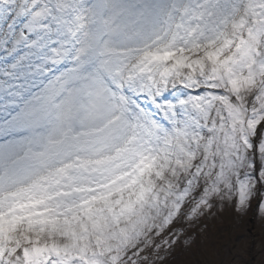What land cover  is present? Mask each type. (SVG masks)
I'll return each mask as SVG.
<instances>
[{
	"label": "snow or ice",
	"instance_id": "1",
	"mask_svg": "<svg viewBox=\"0 0 264 264\" xmlns=\"http://www.w3.org/2000/svg\"><path fill=\"white\" fill-rule=\"evenodd\" d=\"M258 183L264 0H0V264H150Z\"/></svg>",
	"mask_w": 264,
	"mask_h": 264
},
{
	"label": "rangeland",
	"instance_id": "2",
	"mask_svg": "<svg viewBox=\"0 0 264 264\" xmlns=\"http://www.w3.org/2000/svg\"><path fill=\"white\" fill-rule=\"evenodd\" d=\"M260 185L262 188L254 189L249 206L240 211H236L234 195L231 200L213 198V207L202 215L191 221L180 218L174 222L166 238L175 243L162 245L158 255L150 256V264H236L245 261L251 240L250 227L255 234L260 228L264 233V213L257 209L264 202V184ZM258 196L261 197L259 201ZM255 203L257 205L253 206ZM186 240L191 243L186 244ZM254 255L258 254L254 252Z\"/></svg>",
	"mask_w": 264,
	"mask_h": 264
}]
</instances>
